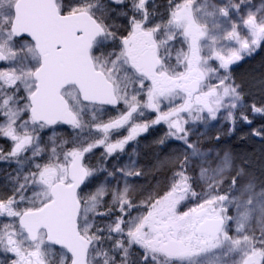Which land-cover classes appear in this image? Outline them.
<instances>
[{
    "label": "snow or ice",
    "instance_id": "obj_1",
    "mask_svg": "<svg viewBox=\"0 0 264 264\" xmlns=\"http://www.w3.org/2000/svg\"><path fill=\"white\" fill-rule=\"evenodd\" d=\"M168 4L157 21L148 0H0V138L11 142L0 160L19 165L11 193L0 197V252L11 254L9 264H264V188L253 180L237 187L244 169L232 154L202 151L185 127L223 113L229 134L235 129L244 104L229 68L264 43V8L252 11L250 0ZM113 13L127 18L123 32L108 22ZM105 105L118 115L104 121ZM145 110L155 118L138 122ZM251 111L264 116V105ZM239 119L252 124L246 111ZM161 123L168 132L158 144L171 137L186 146L167 161L163 195L137 205L127 180L109 189L107 178L85 191L89 177L107 171L86 166V154L123 152ZM57 124L72 138L57 139L53 129L44 142L41 133ZM251 134L264 139V128ZM135 165L108 177L143 175Z\"/></svg>",
    "mask_w": 264,
    "mask_h": 264
},
{
    "label": "rangeland",
    "instance_id": "obj_2",
    "mask_svg": "<svg viewBox=\"0 0 264 264\" xmlns=\"http://www.w3.org/2000/svg\"><path fill=\"white\" fill-rule=\"evenodd\" d=\"M104 0H101V3ZM217 3H226L227 0H216ZM161 0H152V5L150 6V11L155 10L156 15L160 12ZM249 7L252 11H256L257 9L264 8V0H250ZM247 11V9L245 10ZM215 63V62H214ZM241 63L243 67H254L255 69V77L254 81L255 87L257 89L255 91L249 90L243 82L240 80L239 76L242 74L240 69L229 68V73L231 76V80L239 85V91L242 94L243 98V109H238L236 111L237 115V123L235 125V129L229 134V128L232 127L226 120L223 119V113L220 114V119L215 121H209L207 125L201 122L193 123L189 121L186 128L190 129L189 139L190 141L196 142L199 141L198 146L202 151H210L211 156H215L216 152H223L225 150L229 151L236 165V168H243V175L237 177V187H240L242 184L247 183L249 180H253L256 184V190L259 191L261 188H264V174H253L248 172V170L241 164V160L239 155H235L232 153L228 146H223L222 143H218L222 138L232 137V136H240L245 135L247 137L248 145H251V149H255L257 144H264V139L258 136H253L251 131L253 128L261 129L264 128V116L259 114H254L251 111V105L255 103L257 106L264 105V43L258 48H256L253 52L242 53ZM218 66V65H217ZM257 67V69L255 68ZM221 74H224V70H220ZM238 80H237V79ZM106 111L102 114L101 118L104 121H107V117L111 116L114 112L113 109L106 108ZM166 110V109H165ZM246 111L249 119L252 120V124H246L243 120L239 119L240 111ZM146 117L138 118V122H145V118L154 119L155 113L145 110ZM186 115V114H185ZM206 115V113H205ZM90 118V117H89ZM53 129L57 133V139L66 138L71 139L73 130L68 127H63L61 125H55L52 128H46L41 133V136L46 143H50L49 137L53 133ZM168 132V128L166 124H158L152 125L148 128L146 132L141 133L136 137L135 140L130 141L126 146L123 152H116L112 156H106L103 148L94 149L93 153H88L85 155L84 163L86 166L91 168H104L107 171H97L95 175L89 177L86 181L88 187L85 191L95 190V188L102 182H105L107 178V185L109 189L117 186V182H119V187L123 188L124 181L127 180L131 185L132 191L130 195L134 202L139 205L142 199H145L149 193L160 194L163 195V192L167 189L170 177L172 175V165L167 161L174 154L186 148L183 142L178 141L174 138L169 137L164 144H158L157 141L163 137ZM88 132L85 130L83 135H87ZM99 135V134H97ZM127 129H121L118 133L114 134L112 139L115 140L118 137L126 136ZM219 136V139H217ZM1 140H5L0 138ZM257 143V144H256ZM71 147V145H68ZM0 149L1 146H0ZM257 149V148H256ZM190 151V150H189ZM39 159V158H37ZM130 160L136 161V168L143 172V179H136V176L123 177L120 172H115L114 177H108V171H115L118 167H123ZM102 162V163H100ZM197 161H194L193 164L189 168V174L194 178L198 175L199 169L196 167ZM28 165H25L27 168ZM19 165H14L12 169L6 173L3 178L8 182L10 187L2 190L3 180L1 181L0 174V197L6 196L11 193V179L9 177H15L17 175V169ZM231 175H235V171L231 173ZM231 184V176H229L228 180L224 184V188L227 189ZM84 186H82L83 188ZM194 187L196 191H201V186L196 184L194 181ZM106 199L110 200V196L106 197ZM194 202H190L188 206H192ZM183 208V205H182ZM139 209V208H137ZM183 210H187L183 208ZM141 211V209L137 210V213ZM136 213V214H137ZM132 214V215H136ZM115 215H120L119 212H116ZM114 219V217H112ZM102 220L104 223H107L109 218L103 217L98 218ZM11 254H5L0 252V264H9L7 257ZM212 257L209 256V262L212 261Z\"/></svg>",
    "mask_w": 264,
    "mask_h": 264
},
{
    "label": "trees",
    "instance_id": "obj_3",
    "mask_svg": "<svg viewBox=\"0 0 264 264\" xmlns=\"http://www.w3.org/2000/svg\"><path fill=\"white\" fill-rule=\"evenodd\" d=\"M240 69L242 74L238 75L240 80L243 84L252 91H255L257 87H255L254 81L256 80L255 77V69L254 67H243L242 63L235 67V69ZM257 69V67H255ZM237 79V78H236ZM238 80V79H237ZM218 143H222L223 146H228L229 150L234 153L235 155H239L241 164L253 174H264V144H257V149H251V145H248L247 137L245 135L240 136H232L222 138L221 141ZM10 159V164H11ZM0 174H1V181L3 180L2 190L9 189L7 188L10 184L6 182L3 176L6 174V170H4L0 166ZM10 187V186H9ZM131 211V210H130ZM131 213L136 214V212L131 211Z\"/></svg>",
    "mask_w": 264,
    "mask_h": 264
},
{
    "label": "flooded vegetation",
    "instance_id": "obj_4",
    "mask_svg": "<svg viewBox=\"0 0 264 264\" xmlns=\"http://www.w3.org/2000/svg\"><path fill=\"white\" fill-rule=\"evenodd\" d=\"M102 3H105V4H111V0H104ZM152 5V0H148V7L150 9V6ZM115 7V6H114ZM168 7H169V4H168V0H161V5H160V12L158 15H156L154 17L155 20L159 21L160 18L163 16V17H167V12H168ZM109 23H115L117 24L119 27V30L121 32L124 31V27L127 26V18L126 17H123V16H117L115 13L112 14V19H110L108 21ZM125 35L127 34L126 32L124 33ZM119 107H123V105H120ZM165 109L167 108V105H164L163 106ZM114 112H112L113 114L109 117H115L118 115V112H117V109L116 108H112ZM109 117H107V119H109ZM0 146L3 150L4 153H7L8 151H10V148H11V142L8 141V140H1L0 141ZM11 164H10V160H0V166L6 170L8 173L10 169L13 168L14 165H18L14 160H11ZM102 163V162H100ZM1 172V170H0ZM146 175H141V176H136V179H143V177H145ZM137 208H133L131 209V211L133 212H136L137 213ZM134 214V213H133ZM119 257H117L118 259Z\"/></svg>",
    "mask_w": 264,
    "mask_h": 264
},
{
    "label": "water",
    "instance_id": "obj_5",
    "mask_svg": "<svg viewBox=\"0 0 264 264\" xmlns=\"http://www.w3.org/2000/svg\"><path fill=\"white\" fill-rule=\"evenodd\" d=\"M239 64H241V59H240L239 61L233 63L232 65H230V68L236 67V66H238ZM104 107H106V108H113V107L110 106V105H105ZM57 125H62V126H65V127H69L68 125H64V124H57ZM54 126H55V125H54ZM52 127H53V126H52ZM82 186H83V185H82ZM82 186H81V187H82Z\"/></svg>",
    "mask_w": 264,
    "mask_h": 264
}]
</instances>
